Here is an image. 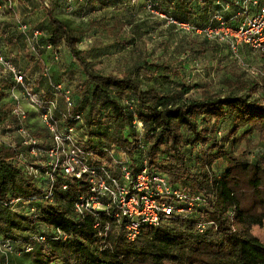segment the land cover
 <instances>
[{"label": "trees", "instance_id": "1", "mask_svg": "<svg viewBox=\"0 0 264 264\" xmlns=\"http://www.w3.org/2000/svg\"><path fill=\"white\" fill-rule=\"evenodd\" d=\"M37 1L45 15L42 26L22 24L43 28L38 29L47 46L67 49L85 77L81 97L74 82L68 80L83 110L87 136L83 148L113 162L110 151L117 147L128 155L135 174L146 161L151 172L166 175L175 189L183 187L205 202L185 218L168 219L160 228L144 229L134 242L116 231L114 219L103 216L98 222L111 225L105 243L99 235L101 229L94 227V216L87 214L82 219L74 213L76 198L87 192L86 180L70 183L60 172L52 180L44 174L36 177L28 173L29 166L22 160V145L0 141V238L2 245L8 242L11 247L1 255L0 264H264V242L256 234L264 227V158L252 161L227 146L229 141L238 145L255 134L264 142V96L257 95L262 84L230 77L224 94L202 90L199 97H190L194 89L201 88L188 85L163 93L140 78L145 72L172 68L159 60H145L122 76L104 75L84 56L79 47L81 36L98 27L118 40L130 22L119 18L115 25L107 26L91 21L84 30L60 18L46 0ZM242 2L145 0L152 13L187 24L194 33L220 26L219 17L227 26L237 28ZM12 5V1L6 5L4 22L13 20ZM0 28L4 31L9 25L4 23ZM204 43L210 44L207 38ZM260 56L264 61L263 51ZM61 79L49 82L52 90L44 100L49 96L48 102L57 103L60 96L55 95L54 86ZM156 79L166 84L170 76ZM126 94L133 96L129 106L123 104ZM11 104L2 113L0 110L1 121H16L5 117ZM103 116L111 124L110 130L101 132ZM55 118L60 121V116L55 114ZM137 123L143 125L142 137ZM34 126L32 138L49 149V130L40 120ZM225 128L229 133L220 135ZM187 147H191L189 154ZM33 160L36 164L38 159ZM216 168H222L221 172ZM65 184H69L67 190L63 189ZM200 223L207 224L204 232L198 229ZM60 231L70 237L60 239ZM42 237L46 239L42 241Z\"/></svg>", "mask_w": 264, "mask_h": 264}, {"label": "rangeland", "instance_id": "2", "mask_svg": "<svg viewBox=\"0 0 264 264\" xmlns=\"http://www.w3.org/2000/svg\"><path fill=\"white\" fill-rule=\"evenodd\" d=\"M9 1L17 3L16 7L12 5L15 11L13 18L19 14L16 13L17 8L21 10L24 7L25 13L31 12L26 17L22 16L21 23H29L23 19L33 15L34 4L38 6L41 4L37 0H20V2L19 0H0V7L4 6L3 2L9 3ZM46 3L54 8L60 18L69 20L73 26L81 27L84 30L87 29L91 21H102L107 26L115 25L116 19L119 18L130 22L118 40L98 27L81 36L79 47L84 52V56L92 61L96 69L104 75L122 76L145 60H159V62L171 65L172 68L161 69L157 72H145L140 75V78L146 84H155L163 93L173 92L183 85H188L201 88L194 89L190 93V97H199L202 90L224 94L228 91L225 82L230 77L236 80L256 81L264 85V61L260 56V51L242 46L236 54L227 43V34L212 35V38L208 39L207 36H201L182 27L169 24L164 17L152 13L147 8L145 0H46ZM42 18L44 20L45 15L41 10V14H36L33 21L39 23V21H43ZM32 22L30 23L33 24ZM2 24L4 21L0 17V26ZM29 24L27 25L29 26ZM16 28L4 31L0 28V48L9 49L14 64L24 71L25 77L28 74L25 71V66L32 64V68L36 66L38 69L39 67L34 64L37 62L41 64L42 74L48 70V75L45 76L47 80L52 79L51 81L55 82L65 76L70 82H74L73 84L77 87V96L81 97L80 88L85 83V77L73 62L69 51L62 47V52L56 59L54 52L44 47L45 44L37 45L30 34H23L19 29V23ZM38 28L43 29L40 26ZM205 38L210 42L209 45L204 43ZM207 46H211L210 49L201 53V49ZM161 75H169L170 81L160 84L156 78ZM0 81L6 82L3 84L4 86H1L3 89L0 90L1 113L7 109L15 95L19 97L22 107L28 112V118L24 122L25 133L18 131L15 120H0V141L7 145L18 143L17 141L20 139L28 141L33 137L32 133L36 129L34 124L36 120H40V117L33 115L36 111L23 98L22 90L14 89L11 76L1 67ZM262 85L259 87L258 96H264ZM45 100L50 101L51 98L48 96ZM132 100L133 96L126 94L123 99L124 106L131 105ZM100 120L102 126L99 131L110 130L111 121L105 116ZM226 128L223 130L222 136L229 133V128ZM136 129L141 137L144 136V128L141 123L136 124ZM227 146L235 154H244L252 161L264 158V142L260 141L257 134L250 136L249 139H244L238 145L229 141ZM31 148L29 144L22 145V160L29 168L31 165L36 166L34 157L31 155ZM186 151L189 154L191 147H187ZM29 168L28 173H31ZM221 170L222 168H216L218 173ZM256 234L264 242V227L257 229ZM1 240L2 238H0V257L5 252Z\"/></svg>", "mask_w": 264, "mask_h": 264}, {"label": "built area", "instance_id": "3", "mask_svg": "<svg viewBox=\"0 0 264 264\" xmlns=\"http://www.w3.org/2000/svg\"><path fill=\"white\" fill-rule=\"evenodd\" d=\"M6 5L7 3L0 7V17L7 15ZM148 9H152L151 5H148ZM159 16L166 19L164 15ZM217 19L220 26L197 29L196 33L207 36L208 39L212 35L227 34V43L236 54L242 46L264 52V0H243L237 28L227 26L221 17ZM167 21L190 31L187 24H179L173 18H167ZM20 30L25 35L30 34L34 40L44 37L38 28H30L25 24H20ZM47 49L53 50L51 46H47ZM55 55L57 58V54ZM0 67L11 76L14 89L22 90L23 98L39 113L42 125L51 134L52 145L49 149H44L38 139L30 138L25 141V145L32 147V157L38 159L36 167L30 170L36 177H43L44 174L51 180L59 172L70 183L86 180L87 192L76 198L74 213L82 219L87 214L94 216L97 219L94 227L101 229L99 235L105 243L111 225L98 222L103 216L114 219L117 223L116 231L124 232L127 240L134 242L144 229L160 228L168 219L185 218L205 202L200 195H193L183 187L175 189L166 175L151 172L146 161L144 168L135 174L128 155L117 147L110 151L113 162L94 150L84 149L87 136L84 131L83 110L77 103L75 89L68 79L62 78L60 84L54 86L55 95L63 99L66 108L65 114L58 121L55 118L57 103L44 100V95L34 91L27 83L25 73L14 64L7 48H0ZM47 75L48 70L44 73V76ZM5 117L15 118L18 131L25 133L24 122L28 118V112L22 107L17 95ZM42 158L47 160H40ZM68 188L69 184L63 186L64 190ZM206 228V223L198 225L200 232H204ZM69 237L60 231V239L65 241ZM45 239L46 237L41 238L42 241ZM2 246L5 251L11 250L8 242ZM30 250L29 247L27 251Z\"/></svg>", "mask_w": 264, "mask_h": 264}, {"label": "crops", "instance_id": "4", "mask_svg": "<svg viewBox=\"0 0 264 264\" xmlns=\"http://www.w3.org/2000/svg\"><path fill=\"white\" fill-rule=\"evenodd\" d=\"M19 2H20V0H19ZM240 2H242V0H240ZM16 5H17L16 1H13V6L16 7ZM41 10H42L41 6H38L37 4H34L33 15L30 16L29 18H25L23 20L27 19L29 21V23L32 22L34 20V18L36 17V14L37 15L41 14ZM24 11H25L24 7L21 8V10H19V8L16 9V13H19V14L18 15L16 14L15 18H13V20L4 22V23H7V25H9V28H7L6 30L15 29L17 23H19V29H20V24H22V23H20V19H22L23 17H26L29 13H31V12L25 13ZM42 20H43V18H42ZM43 21H45V20H43ZM43 21H39V23H41V26H42ZM32 23H33V25H38L39 24V23H36L34 21ZM16 30H17V28H16ZM34 42L37 45L45 44L46 46H44V47L47 48L48 41L45 38H42L41 40L36 39V40H34ZM14 45H15V43H14ZM59 50H60V52H59ZM52 51L55 54H57V58L56 59H58L59 53L61 54V52H62V47L57 48V49H53ZM60 61H61V59H60ZM34 64H36L39 68L37 69L36 66H34L35 68H32V64H28V65L25 66V69H26L25 71L28 73L27 76H26V78H27L26 81H27L28 84H30L31 87L33 86L34 91H37L41 95H46L47 93H50V91L52 90L51 86L49 85L50 84L49 82L51 80H47L45 78L44 74L41 73V70H40L41 69V64H39L37 62H35ZM3 84H6V82L0 81V86H2ZM65 112H66L65 104H64L63 99L60 97V98L57 99V108L55 110V114L57 116L61 117V116H63V114H65ZM17 142L18 143L14 142L13 144H10L9 146H15L16 144H18V145H20V144L24 145L25 144V141L22 140V139L18 140ZM5 145H7V144H5Z\"/></svg>", "mask_w": 264, "mask_h": 264}]
</instances>
